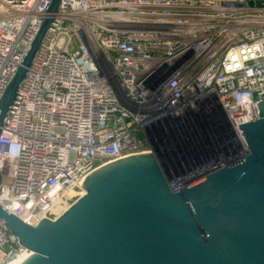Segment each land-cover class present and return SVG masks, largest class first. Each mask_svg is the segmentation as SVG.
<instances>
[{
    "label": "built area",
    "instance_id": "2783aa9c",
    "mask_svg": "<svg viewBox=\"0 0 264 264\" xmlns=\"http://www.w3.org/2000/svg\"><path fill=\"white\" fill-rule=\"evenodd\" d=\"M50 2L0 0V97ZM54 17L0 129L4 210L55 220L135 149L159 151L171 192L247 154L264 0H60ZM24 251L0 220V264Z\"/></svg>",
    "mask_w": 264,
    "mask_h": 264
},
{
    "label": "water",
    "instance_id": "95a60500",
    "mask_svg": "<svg viewBox=\"0 0 264 264\" xmlns=\"http://www.w3.org/2000/svg\"><path fill=\"white\" fill-rule=\"evenodd\" d=\"M59 3L0 97V129ZM256 103L258 118L238 125L247 154L179 192L154 148L86 174L84 194L55 220L32 226L0 205V220L32 252L20 264H264V100Z\"/></svg>",
    "mask_w": 264,
    "mask_h": 264
},
{
    "label": "bare ground",
    "instance_id": "6f19581e",
    "mask_svg": "<svg viewBox=\"0 0 264 264\" xmlns=\"http://www.w3.org/2000/svg\"><path fill=\"white\" fill-rule=\"evenodd\" d=\"M144 152H146V151L130 152V153H127L126 155H122L121 157H119V158H117L115 160L124 158L125 156H129V155H136V154H140L141 155V153H144ZM115 160H111V161L105 162L102 165H100L99 167L104 166V165H106V164H108L110 162H113ZM25 250L26 251H24L22 254H19V255L14 256L11 260H9L5 264H20L22 261H24L32 253L31 251H29L27 249H25Z\"/></svg>",
    "mask_w": 264,
    "mask_h": 264
},
{
    "label": "rangeland",
    "instance_id": "374dc122",
    "mask_svg": "<svg viewBox=\"0 0 264 264\" xmlns=\"http://www.w3.org/2000/svg\"><path fill=\"white\" fill-rule=\"evenodd\" d=\"M135 151H137V152H138V151H144V149H135Z\"/></svg>",
    "mask_w": 264,
    "mask_h": 264
}]
</instances>
